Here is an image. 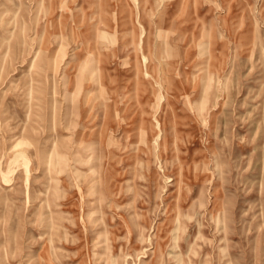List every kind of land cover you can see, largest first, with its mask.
Returning <instances> with one entry per match:
<instances>
[{"label": "rangeland", "instance_id": "374dc122", "mask_svg": "<svg viewBox=\"0 0 264 264\" xmlns=\"http://www.w3.org/2000/svg\"><path fill=\"white\" fill-rule=\"evenodd\" d=\"M49 1L0 0V264H264V0H128L85 106Z\"/></svg>", "mask_w": 264, "mask_h": 264}, {"label": "bare ground", "instance_id": "6f19581e", "mask_svg": "<svg viewBox=\"0 0 264 264\" xmlns=\"http://www.w3.org/2000/svg\"><path fill=\"white\" fill-rule=\"evenodd\" d=\"M54 1L56 5L51 6L47 9V12L49 13L47 17L51 18V20H55V23H59L64 20L68 22L71 27L73 26L76 27L79 25L83 29L82 30L80 29L78 32L74 31L75 34H72V37H74L75 40H77L76 37H80L79 40L80 42L83 43H86L89 40H92L94 43L92 49H86L88 51L83 58L80 57L77 58L76 59L77 62H75V59H73L72 61L65 62V65L62 69V75H66V77L63 78V81L66 83V86L69 85L70 87V89L68 88L69 89L68 93H70L73 90L78 91L77 95L79 96L80 101L83 102V106H85L92 99V97H94L92 90L95 89V84H97V81H101L103 75L102 71L105 70V68H107L106 66L100 68L94 63V59H97L95 52H98V50L99 51L104 50L105 48V44L103 43L104 40L111 43V41L113 40V36L115 34L113 32H109L110 30L109 31L105 30V28L111 29V27H113L114 28L113 31L119 30L120 38L122 41L126 39L125 37L127 36V34H130L128 43L133 44L132 47L133 51L136 50V47L134 45L135 38L133 35L134 29L132 24H130L131 23L130 18L132 16V12L129 8V1L128 0H50L49 3H52ZM70 1H74L76 3V9H81L80 11L81 13H77L75 11L67 16L63 14L65 12V4L69 3ZM132 1L134 2L133 6L135 8V11H139L138 14L139 20L141 22H146L147 16L143 11L144 7L145 6L149 7L153 5L155 0L152 2H150L149 0H132ZM111 7L114 8V12L117 17V20H112L111 16H109V20L102 19V17H100L99 14L101 12H105L108 8ZM84 8L89 9V12L87 13L86 11H84ZM55 12L56 14H54ZM162 17H163V12H159L157 20L160 21ZM45 25H43L44 28H42L41 30V32L43 33H44ZM101 26H104L105 28H101ZM146 28L147 29L151 28L150 23L146 26ZM144 41L146 42L147 39L145 38ZM74 51L75 50H73V52ZM142 54H146L147 56H149L148 53H142ZM71 63H72V67L73 65L75 67V64L80 65V68L78 67L74 69L73 71L74 74L70 72ZM138 72L139 70H136L135 74L138 75ZM99 84L96 86H99ZM164 104L165 102L162 103L161 106L163 107ZM149 106H151L150 103ZM143 112H146V114L148 115L150 114L152 115L153 110L152 111L150 109L149 111L143 110ZM171 123L173 125V120H171ZM175 133L176 132L174 131V134ZM162 136H163L162 141H164L168 135H162ZM175 136L176 135H173L172 139L175 138ZM141 138L145 142V149H148L149 151V147L151 146V139H150L151 135L143 134L141 135ZM105 190L106 191L108 190V186L107 189L105 188Z\"/></svg>", "mask_w": 264, "mask_h": 264}]
</instances>
